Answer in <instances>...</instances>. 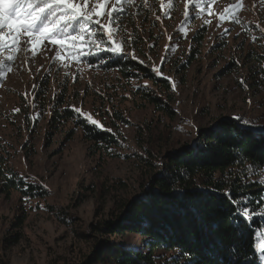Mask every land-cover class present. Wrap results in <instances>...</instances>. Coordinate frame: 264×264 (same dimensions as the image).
Listing matches in <instances>:
<instances>
[{
	"label": "rangeland",
	"instance_id": "obj_1",
	"mask_svg": "<svg viewBox=\"0 0 264 264\" xmlns=\"http://www.w3.org/2000/svg\"><path fill=\"white\" fill-rule=\"evenodd\" d=\"M239 2V24L219 19L237 0H214L211 14L207 5L197 14L193 4L188 21L184 0H173L170 9L168 0L124 6L114 39L151 72L159 67L167 85L141 71L128 76L103 69L102 62L89 67L87 57L73 59L63 48L65 59L54 60L58 46L47 40L35 57L23 50L29 45L18 46L12 71L0 79V165L40 185L44 196L0 187V264H80L97 240L141 249L138 235L98 228L141 191L165 151L196 141L219 118L241 116L264 126V33L257 28L264 27V0ZM73 105L111 128L115 141L101 145L86 137ZM65 109L73 117L52 116ZM246 177L259 183L264 167Z\"/></svg>",
	"mask_w": 264,
	"mask_h": 264
},
{
	"label": "trees",
	"instance_id": "obj_2",
	"mask_svg": "<svg viewBox=\"0 0 264 264\" xmlns=\"http://www.w3.org/2000/svg\"><path fill=\"white\" fill-rule=\"evenodd\" d=\"M201 31L194 36L198 42ZM86 60L102 62L103 69H118L128 76L141 71L167 85L137 60L107 53ZM152 100L160 102L154 96ZM52 116L73 117L67 109ZM75 123L101 145L115 141L110 133L79 118ZM263 167L264 132H254L232 117L217 119L200 130L196 141L165 151L162 164L142 183L141 191L125 202L115 219L104 220L98 228L116 235H138L143 247L108 246L97 240L92 254L80 264H264V249L254 247L264 240V215L245 219L235 211L241 205L263 210L264 186L246 177L249 168ZM0 187L5 193L16 190L26 197L44 196L40 185L2 165ZM228 189L230 198L223 195ZM230 199L239 203L233 205ZM24 217V213L17 216L15 225L20 226Z\"/></svg>",
	"mask_w": 264,
	"mask_h": 264
},
{
	"label": "snow or ice",
	"instance_id": "obj_3",
	"mask_svg": "<svg viewBox=\"0 0 264 264\" xmlns=\"http://www.w3.org/2000/svg\"><path fill=\"white\" fill-rule=\"evenodd\" d=\"M134 2L135 0H0V57H2L0 58V79L5 76L6 71H12L11 62L16 58L15 53L21 50L19 45H29L30 47L23 50L30 51L31 55L35 57L45 40L51 45L58 46L54 60L65 59L64 56L60 55V48L67 51L68 57L77 60H84L87 56H99L101 53H108L110 56L120 59L137 60L138 57L134 53L124 51L122 43H117L114 39L119 32V20L126 12L124 6ZM213 2L214 0H184L183 16L185 21H188L192 16L191 5H197V14L205 11V8L200 5H207L209 14H211L210 9ZM109 4L111 7H108ZM172 4L173 0H168L169 9ZM144 6L148 7L147 0H145ZM163 7L164 5L161 4L162 9ZM239 8L240 2L237 0L235 5L225 9L227 15L221 14L219 16L220 21L231 20L239 24L237 11ZM164 15L167 16L168 12L165 11ZM105 17L107 23L103 22ZM156 19L159 20L161 17L157 16ZM208 23V20L204 21L205 25ZM257 28L260 29L261 33H264V27L257 25ZM181 31L183 32V28ZM21 36L27 39L21 40ZM101 44L106 46L100 47ZM165 48L166 50L168 48L174 50L172 45H166ZM164 59L162 57L161 61ZM139 62L144 63V61ZM89 67H92L90 62ZM151 70L158 77L163 75L157 66H153ZM75 78L73 75L74 80ZM165 78L171 80L170 77ZM172 87L175 90L174 83ZM70 107L84 123L92 125L100 131L112 132L111 128H106L101 121L94 119L93 115L84 112L81 107L74 105ZM13 111L19 112L20 109H13ZM38 118L39 114L33 117V119ZM234 119L237 122H242L246 128L254 132H264V126L253 125L241 116H235ZM189 123L191 122L189 121ZM249 171H253V168H249ZM258 182L264 184V179ZM223 195L230 198L231 190H225ZM230 202L233 205L239 203L234 199H230ZM261 203H264V200ZM235 211L237 215L245 219L252 215H264V210L255 211L245 205H241ZM254 247L264 249V240L255 244Z\"/></svg>",
	"mask_w": 264,
	"mask_h": 264
}]
</instances>
